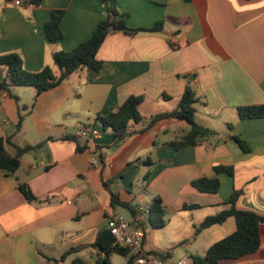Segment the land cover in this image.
<instances>
[{"label": "crops", "instance_id": "crops-1", "mask_svg": "<svg viewBox=\"0 0 264 264\" xmlns=\"http://www.w3.org/2000/svg\"><path fill=\"white\" fill-rule=\"evenodd\" d=\"M15 1L0 0V55L19 53L29 71L57 70L53 54L89 39L109 8L127 14L131 28L163 26L111 31L96 55L99 70L84 67L39 95L33 86L0 90V138L7 151L15 155L18 147L33 146L15 173L0 168V264H73L76 258L104 264L106 253L95 243L110 217L142 227L143 251L175 264L204 255L235 230L230 217L196 233L207 216L229 207L234 190L243 191L239 208L264 216V116L243 118L239 111L264 104V0ZM57 9L65 11L64 36L51 41L45 24ZM5 75L0 66V81ZM189 86L197 98L196 121L218 134L177 149L173 142L188 123L151 119L177 109ZM132 95L143 96L138 108L144 118L130 121L118 138L97 116ZM87 126H97L100 136L77 133ZM217 165L233 171L217 172ZM202 177H218L219 190L192 184ZM19 183L28 184L37 200H28ZM158 198L165 216L155 227L150 207ZM141 207L149 210L143 220L137 218ZM260 237L256 251L219 264H264V223ZM131 256L113 252L108 258L130 264Z\"/></svg>", "mask_w": 264, "mask_h": 264}, {"label": "trees", "instance_id": "trees-1", "mask_svg": "<svg viewBox=\"0 0 264 264\" xmlns=\"http://www.w3.org/2000/svg\"><path fill=\"white\" fill-rule=\"evenodd\" d=\"M39 4L40 0H31ZM107 17L102 19L93 30L91 37L77 47L71 50L56 51L53 54V61L57 70L51 66H45L39 71H29L24 66L22 56L17 52H8L0 55V66L6 68V75L0 81V90H10L13 86H33L37 89L39 95L43 91L49 90L60 83L72 73L84 68L99 70L103 63L97 59V52L106 38V36L115 30H123L128 34H135L139 31H156L162 29L163 21H158L149 28H131L126 23L127 14L120 13L114 8H109ZM65 15L62 9L54 10L51 19L45 24V33L51 41L63 38L64 33L61 29V21ZM143 96H130L119 108L106 115H98L97 119L104 128H112L118 138H123L128 133V124L130 121L140 122L144 117L139 111V104ZM196 94L190 86L186 88L180 105L171 112H164L152 116L151 122L165 117H176L185 120L189 125V130L184 134L181 140L173 142V145L179 149L186 144H197L202 140L217 135L218 133L210 128L199 124L195 119ZM240 115L246 117L264 116V104L241 107ZM242 143V142H241ZM6 140L0 138V168L8 175H12L20 166V157L23 153L31 150L33 146L27 145L18 147L15 155H11L6 149ZM246 147V144H243ZM217 172L227 171L232 173L233 168L229 166H215ZM148 176V174H147ZM199 190L204 192H217L220 188V179L218 177H202L192 182ZM18 188L30 201L37 200V196L26 183H19ZM242 190H234L227 201L229 207L223 209L216 215L207 216L204 221L197 226L196 233L214 224L225 222L228 218L234 217L236 221L235 230L226 237L214 242L204 255L192 256L194 264H219L224 258L240 259L245 255L256 251L261 242L260 225L264 223V216L249 209H242L237 206V201ZM197 204H186L185 208L199 207ZM165 208L160 198L150 207V221L155 227L164 224ZM114 236L109 228L101 230L96 239V245L102 248L106 255L104 264H110L109 255L113 252L122 255H128L130 249L121 247L114 243ZM71 250L64 253L56 262L64 260ZM156 253V252H155ZM159 254L160 253H156ZM132 263V257L129 259ZM73 264H88L86 261L76 258Z\"/></svg>", "mask_w": 264, "mask_h": 264}, {"label": "built area", "instance_id": "built-area-1", "mask_svg": "<svg viewBox=\"0 0 264 264\" xmlns=\"http://www.w3.org/2000/svg\"><path fill=\"white\" fill-rule=\"evenodd\" d=\"M17 5H21V0H16ZM1 108V107H0ZM80 136L99 137L100 131L97 126H87L78 130ZM97 164V161H93ZM149 214V210L139 208L137 218L143 220L144 215ZM111 234L114 236V243L121 247H127L132 252L131 264H174L169 258L156 253H147L143 251V241L145 232L142 227H137L122 217H110L107 223ZM192 259L189 256L180 258L175 264H190Z\"/></svg>", "mask_w": 264, "mask_h": 264}, {"label": "rangeland", "instance_id": "rangeland-1", "mask_svg": "<svg viewBox=\"0 0 264 264\" xmlns=\"http://www.w3.org/2000/svg\"><path fill=\"white\" fill-rule=\"evenodd\" d=\"M149 228H150V227H149ZM156 233L159 234L160 232H159V231H156ZM183 246H184V245H183ZM183 246H182V247H183Z\"/></svg>", "mask_w": 264, "mask_h": 264}]
</instances>
